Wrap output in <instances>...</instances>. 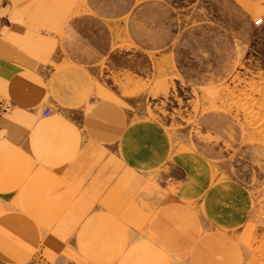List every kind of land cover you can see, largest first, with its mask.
Masks as SVG:
<instances>
[{
  "label": "crops",
  "instance_id": "obj_1",
  "mask_svg": "<svg viewBox=\"0 0 264 264\" xmlns=\"http://www.w3.org/2000/svg\"><path fill=\"white\" fill-rule=\"evenodd\" d=\"M232 7L264 16V0H0V263H242L264 172L227 174L215 135L181 145L161 111L187 96L190 34L204 62L222 44L174 11Z\"/></svg>",
  "mask_w": 264,
  "mask_h": 264
},
{
  "label": "rangeland",
  "instance_id": "obj_2",
  "mask_svg": "<svg viewBox=\"0 0 264 264\" xmlns=\"http://www.w3.org/2000/svg\"><path fill=\"white\" fill-rule=\"evenodd\" d=\"M174 13L181 26L195 19H213L215 25L218 22L222 44L216 46L217 54L204 62L206 55L197 47L203 39L195 40L190 34L192 46L186 45L190 46L188 51L194 55L196 64L187 66L188 80L182 79L176 89L187 96L181 97L183 103L170 99L166 110H161L158 99L155 101V107L175 121L169 119L168 123L172 138L181 145L199 147L215 139L201 135L207 129L211 136H216L215 145L221 150L227 174L235 170L239 174L264 172V16L251 17L233 7L230 11L212 9L211 16H204L201 11L192 16L190 9L180 8ZM258 16L260 21L256 22ZM219 22L224 23L223 28ZM140 96L142 110L149 111L151 96L146 92ZM253 231L241 264H264V213ZM23 264L46 263L37 257Z\"/></svg>",
  "mask_w": 264,
  "mask_h": 264
},
{
  "label": "built area",
  "instance_id": "obj_3",
  "mask_svg": "<svg viewBox=\"0 0 264 264\" xmlns=\"http://www.w3.org/2000/svg\"><path fill=\"white\" fill-rule=\"evenodd\" d=\"M260 21V17H257L256 18V22H259ZM49 112H50V108L49 107H46L43 111H42V114L43 115H49Z\"/></svg>",
  "mask_w": 264,
  "mask_h": 264
}]
</instances>
